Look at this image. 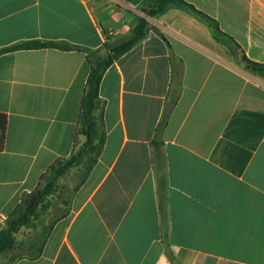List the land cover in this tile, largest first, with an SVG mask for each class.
<instances>
[{"label":"crops","instance_id":"obj_1","mask_svg":"<svg viewBox=\"0 0 264 264\" xmlns=\"http://www.w3.org/2000/svg\"><path fill=\"white\" fill-rule=\"evenodd\" d=\"M186 1L264 63V0ZM144 2L0 0V51L32 41L81 48L0 54V232L42 175L86 142L92 65L131 38ZM149 22L158 32L103 73L105 143L89 175L60 178L0 264H264L261 79L190 13L171 8Z\"/></svg>","mask_w":264,"mask_h":264},{"label":"trees","instance_id":"obj_2","mask_svg":"<svg viewBox=\"0 0 264 264\" xmlns=\"http://www.w3.org/2000/svg\"><path fill=\"white\" fill-rule=\"evenodd\" d=\"M144 3L147 5V8L143 11L145 12V15L151 18L160 16L171 8H178L200 19L210 27L214 39L225 45L232 53L235 60L242 64L248 73L260 78L264 82V63L250 60L237 41L231 35L225 33L220 28L218 21L210 15L199 10L186 0H145ZM151 30L158 32L155 27L149 24L146 18L140 17L131 38L118 44L112 49L106 59L92 65L91 74L86 87V94L82 103L80 120L81 133L86 137V142L81 147H76L69 158L60 159L52 165L46 173L42 175L39 186L35 191L22 196L21 202L16 211L6 221L5 227L0 232V258L20 250V243L17 241L16 235L24 228L29 229L36 226L35 223L39 222L43 212L49 205L46 203V199L56 191L57 183L60 178L76 168L81 169V180H84L89 175L92 166L101 154L105 143V134L101 131L96 118V112L100 107V83L105 68H107L114 60L129 52L131 48L143 40ZM45 48H54L62 51L81 49L78 46L64 42L32 41L4 49L0 51V54L16 50ZM7 126V116L0 113V135L2 143L5 138ZM162 186L164 187L163 183H159L158 191L160 197V214L164 220L166 217L165 210L167 199L165 188ZM162 236L164 242L167 244V229H162ZM12 261L14 262V258H12Z\"/></svg>","mask_w":264,"mask_h":264},{"label":"rangeland","instance_id":"obj_3","mask_svg":"<svg viewBox=\"0 0 264 264\" xmlns=\"http://www.w3.org/2000/svg\"><path fill=\"white\" fill-rule=\"evenodd\" d=\"M145 8H147V5L144 3L141 7H140V17H144V18H146L147 20H148V22H149V20L150 21H152V18L151 17H148L147 15H145V12L143 11ZM139 17V18H140ZM138 18V19H139ZM149 24H150V22H149ZM151 26H153V25H151ZM154 27V26H153ZM261 86H262V91H263V89H264V82L261 80ZM99 109H100V107H99ZM99 109L97 110V112L99 111ZM97 112H96V118H97ZM86 141V140H85ZM81 170L80 168H76V169H74V170ZM74 170H71L70 172H72V171H74ZM70 172H68V173H70ZM67 173V174H68ZM78 173V172H77ZM57 185H58V183H57ZM62 186H61V183L58 185V187H57V189H59V188H61ZM47 200V199H46ZM25 230L27 231V229L25 228ZM11 254V253H10Z\"/></svg>","mask_w":264,"mask_h":264}]
</instances>
